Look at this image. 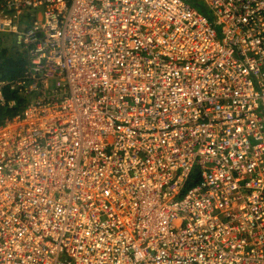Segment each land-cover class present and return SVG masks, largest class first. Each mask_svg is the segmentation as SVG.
<instances>
[{
    "label": "built area",
    "instance_id": "2783aa9c",
    "mask_svg": "<svg viewBox=\"0 0 264 264\" xmlns=\"http://www.w3.org/2000/svg\"><path fill=\"white\" fill-rule=\"evenodd\" d=\"M3 32L0 264H264V0H0Z\"/></svg>",
    "mask_w": 264,
    "mask_h": 264
},
{
    "label": "trees",
    "instance_id": "16d2710c",
    "mask_svg": "<svg viewBox=\"0 0 264 264\" xmlns=\"http://www.w3.org/2000/svg\"><path fill=\"white\" fill-rule=\"evenodd\" d=\"M201 11L206 12L205 8L201 5H196ZM3 35H0V78L3 79H17L21 77L26 68L27 63L23 57L20 48L16 47H4L2 44ZM7 97L9 99H16L17 105L14 107L3 106L0 104V123L8 116H13L26 102V98L19 95L17 92L7 91ZM199 180L197 170L193 172V175L188 183V187L195 185Z\"/></svg>",
    "mask_w": 264,
    "mask_h": 264
},
{
    "label": "rangeland",
    "instance_id": "374dc122",
    "mask_svg": "<svg viewBox=\"0 0 264 264\" xmlns=\"http://www.w3.org/2000/svg\"><path fill=\"white\" fill-rule=\"evenodd\" d=\"M221 24H218V28L220 29ZM2 44L4 47H16L15 39L13 36L9 35V33L3 32Z\"/></svg>",
    "mask_w": 264,
    "mask_h": 264
}]
</instances>
